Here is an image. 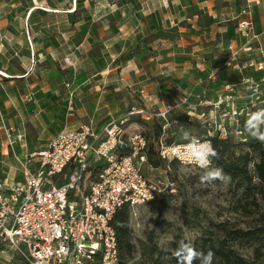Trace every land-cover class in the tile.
I'll list each match as a JSON object with an SVG mask.
<instances>
[{"label":"crops","instance_id":"0c3cea01","mask_svg":"<svg viewBox=\"0 0 264 264\" xmlns=\"http://www.w3.org/2000/svg\"><path fill=\"white\" fill-rule=\"evenodd\" d=\"M244 9L264 47V0H0V181L62 131L176 103L170 129L182 103L215 102Z\"/></svg>","mask_w":264,"mask_h":264},{"label":"built area","instance_id":"2783aa9c","mask_svg":"<svg viewBox=\"0 0 264 264\" xmlns=\"http://www.w3.org/2000/svg\"><path fill=\"white\" fill-rule=\"evenodd\" d=\"M248 11L241 12L236 26L242 42L237 48L229 44L230 55L224 65L240 72L236 55L254 54L258 57L255 70L262 77L257 81L241 76L236 84L226 85L215 102L202 104L213 108V117L220 121L218 130L224 134L226 120L238 125L239 118L245 121L251 112L264 109V48L252 19L246 17ZM237 87L243 94L235 91ZM176 108L166 104L152 114L165 122L163 130L170 126L168 114ZM134 115L145 113L132 108L98 131L91 124H82L60 132L45 149L28 158H16L22 182L11 185L0 181L1 252L10 249L28 264H121L112 217L124 205L132 214L134 207L151 202L158 191L141 171L146 163L147 139L133 133L122 140L125 125ZM207 134L212 135L210 131ZM189 144L166 146L161 137L156 148L162 160L198 166L189 155ZM121 149L127 153H117ZM97 161H103L104 166L89 181ZM67 170L65 181L55 184Z\"/></svg>","mask_w":264,"mask_h":264},{"label":"rangeland","instance_id":"374dc122","mask_svg":"<svg viewBox=\"0 0 264 264\" xmlns=\"http://www.w3.org/2000/svg\"><path fill=\"white\" fill-rule=\"evenodd\" d=\"M228 55H230V52ZM257 59L258 57L254 54L247 55L240 52L236 55V61L241 69L240 72L231 66L224 65V68L230 70L233 75L236 72L238 80L241 76L251 77V72H257L254 67ZM225 60L227 58L224 59V62ZM237 88L239 91H237ZM237 88H235V91L243 94L241 93L244 92L243 89L241 87ZM175 104L173 103L172 105ZM202 104L204 103L190 104L184 102L181 104L186 114H181L179 120L176 119L178 124L171 126L170 139L173 138L180 144H186L185 142H190V140L184 138L185 132L189 133L191 138H198L199 140L208 131L212 135L217 131L220 132V135H225L221 130H218L220 121L218 116L216 118L213 117V108ZM262 105H264V100L261 102ZM131 109L128 108L127 111L129 112ZM155 112L157 111H151V117H153L152 114ZM136 116H139V119H143L142 117L147 115H134L130 118L128 124L125 125L126 128H124L125 133L122 134L123 141H126L128 135L133 133H140L145 138V135H148L147 128L141 131L138 127L139 124L135 123L134 120L137 118H134ZM174 116V111L170 112L168 120L171 121ZM189 116L191 117L189 118ZM238 120V125H235L231 120H226L223 126L225 133L232 137L233 143L245 142L247 136H249L244 129L242 134H236L235 131H237L241 122L244 121L241 118ZM148 122L150 123L151 121ZM49 142L50 140L40 150L46 148ZM117 153L126 154L127 149L124 151L118 150ZM141 171L147 180L157 186L158 191L151 202L139 204V206L133 208V213L129 215L131 240L135 249L130 257H124L123 264H171V256L174 255L175 248L179 246V241L181 240L192 245L202 233L208 231L219 232L220 226L228 230L246 232L258 225L254 209H250L247 211L248 213L241 209L235 210L233 208V199L224 180H219L220 182L215 180L211 183L202 182L201 176L204 175L205 170L196 165L163 160L161 167L157 168V170L150 168L145 163ZM67 175L68 170L56 178L55 184L65 181ZM95 175L96 172L93 168L89 174V181L93 180ZM151 248L157 250L153 255ZM3 250V255L1 256L4 257H0L1 263L20 264V262L14 260H20V256L10 249ZM240 251L243 255L250 256V250ZM158 252H160L159 256H157ZM23 260L22 263L25 261Z\"/></svg>","mask_w":264,"mask_h":264},{"label":"trees","instance_id":"16d2710c","mask_svg":"<svg viewBox=\"0 0 264 264\" xmlns=\"http://www.w3.org/2000/svg\"><path fill=\"white\" fill-rule=\"evenodd\" d=\"M221 71L227 73V70ZM250 74L257 81L261 79L258 72L254 71ZM134 121L142 129H148V135H145L148 142L145 153L146 165L157 170L163 162L158 156L156 148L158 140L162 137V141L166 146L180 143L173 138H169L171 128L166 127L163 130L165 123L162 120L155 119L149 123L138 118ZM244 123L245 121L241 122L237 131H243ZM194 139L197 140L198 138ZM201 141H210L218 153V158H212L210 167L223 169L226 176L224 182L227 184L228 191L233 199V208L235 210L241 209L245 213H248L247 211L250 209H254L258 225L246 232L228 230L220 226L219 232L208 231L202 233L193 242L192 246L198 251L203 250L205 252L210 248L215 253L212 264H264V143L250 135L247 136L245 142L233 143L232 137L228 133L222 136L219 131L211 136L205 132ZM121 151L124 150L121 149ZM103 166V161L95 163V172ZM216 181L220 182L219 180ZM129 215L130 209L124 205L117 210L111 219V225L117 238L121 264H123L124 257H130L135 249L131 240ZM1 249L2 246H0V257H4L1 256L3 255ZM240 250H250V256L243 255ZM151 251L152 255L157 252L154 248H151ZM159 255L160 252L157 253V256ZM14 260L20 262V264H27L24 260L22 263V258ZM170 262L171 264H178L174 255L171 256ZM0 264L3 263L0 261ZM194 264H199V261H194Z\"/></svg>","mask_w":264,"mask_h":264},{"label":"clouds","instance_id":"9594fccd","mask_svg":"<svg viewBox=\"0 0 264 264\" xmlns=\"http://www.w3.org/2000/svg\"><path fill=\"white\" fill-rule=\"evenodd\" d=\"M264 109L251 112L244 123V130L253 138L264 143ZM184 138L190 140L189 155L192 161L200 168L205 170L201 181L213 182L215 180L226 179L222 168H211L212 158H218V153L210 141L199 142L191 138L189 133H184ZM179 155V153L177 154ZM215 253L209 248L207 252L196 250L190 243L184 240L179 241V246L174 252L178 264H194V261H199V264H212Z\"/></svg>","mask_w":264,"mask_h":264}]
</instances>
